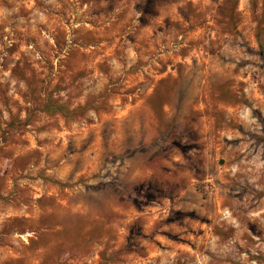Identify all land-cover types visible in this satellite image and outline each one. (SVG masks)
<instances>
[{"label":"rangeland","instance_id":"374dc122","mask_svg":"<svg viewBox=\"0 0 264 264\" xmlns=\"http://www.w3.org/2000/svg\"><path fill=\"white\" fill-rule=\"evenodd\" d=\"M0 264H264V0H0Z\"/></svg>","mask_w":264,"mask_h":264},{"label":"trees","instance_id":"16d2710c","mask_svg":"<svg viewBox=\"0 0 264 264\" xmlns=\"http://www.w3.org/2000/svg\"><path fill=\"white\" fill-rule=\"evenodd\" d=\"M62 107L57 106V110H60Z\"/></svg>","mask_w":264,"mask_h":264}]
</instances>
